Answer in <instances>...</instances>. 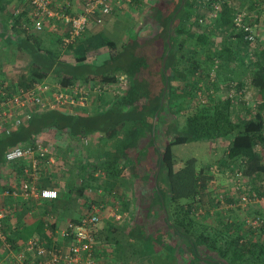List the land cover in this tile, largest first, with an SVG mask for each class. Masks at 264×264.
Instances as JSON below:
<instances>
[{"label":"trees","instance_id":"16d2710c","mask_svg":"<svg viewBox=\"0 0 264 264\" xmlns=\"http://www.w3.org/2000/svg\"><path fill=\"white\" fill-rule=\"evenodd\" d=\"M9 3V0H0V47H4L0 50L22 57L25 63L22 67L9 62L2 63L0 77H3L4 73H12L20 88L28 87L47 77L59 80L65 86L75 81L114 84L120 81L121 77H124L125 84L122 92L111 104L94 115L67 116L51 111L34 115L10 134L0 135V161L8 147L20 142H29L34 133L43 129L67 131L68 135L73 137L97 133L103 135L107 141L117 138L119 142H123L125 134L129 131H134L131 136H135V126H144L140 117L152 106L150 96L162 93L161 84L170 86L177 82L183 89L181 92H184L183 105H192L193 111L186 114L180 132L161 150H156V188L152 202H159V211L166 230L185 246L193 260L205 264H264V229L255 234L254 230L246 228L245 225L238 228L234 224L223 223L212 227L204 223L203 213L195 215L198 209L211 208L219 209L220 215L229 209L237 213L239 209L233 206L238 202L241 193L246 194L255 206L264 202H255L256 199L264 198V44H261L259 38V43L254 48L252 44L242 40L243 33L232 26L236 7L230 6L228 0H211L212 4L208 5V9L211 10L212 6L216 5L217 15L212 19L207 18L209 23L205 21L206 28L194 37L197 47L192 43L193 48L179 55V59L171 55L163 64L165 53L159 56V52L152 45L161 42L164 51H167L172 48L174 36L188 35L189 19H194V24L198 26L199 18L193 8L195 5L188 2L186 4V0H178L177 6L170 14L168 28L164 34L161 33L142 44L127 41L121 49H117L110 41L104 42L109 58L101 65L95 66L87 64L83 56L75 58L73 64L65 62L58 58L57 51L42 48L41 37L23 28V23L28 22L25 13L16 15L12 11L9 12ZM186 8L190 11L182 12ZM249 9H254V6L251 5ZM260 11L263 12L262 9ZM180 16L185 19L183 27L187 28L186 31L172 24L175 20H180ZM255 23L258 24L257 21ZM217 37L220 42L216 45L214 41ZM201 46L206 49L203 50ZM200 54L205 56L201 55L199 58ZM197 56L199 60L196 59ZM149 60H153L152 63L155 61V64L160 63L156 75L148 73L153 70V65L147 62ZM215 61L218 62V67L214 71V80L210 81L209 73L214 70ZM246 80L258 95L259 103L253 107V111L241 100L235 104V100L230 96H211L206 104H202L203 100L196 93L205 82L214 93L219 91L224 82L227 83L226 87L232 85L235 91H240ZM206 93H209L208 90ZM234 98L238 96L235 95ZM235 107H242L244 113L233 120ZM202 140L211 143L228 141L224 155L217 160V166L222 176L225 171H228L231 177L233 173L239 172L241 177L238 187L242 188L241 190L235 191L231 178L224 176L223 178L227 179L224 191L209 188V182L216 179L215 176L207 172L209 166L196 170L194 159L187 160L180 168H174L172 147ZM87 168H95L94 162L90 160ZM210 192L213 194L214 206L210 200ZM181 200L189 202L184 204ZM252 212L247 213L249 217L264 221L261 213L255 210ZM114 232V227H109L104 240L98 241L113 247V263L176 264L174 246L167 245L165 251L156 252L155 244L159 240L157 242L145 238L136 230L126 235L121 232L119 237L114 236ZM104 257H107V260L109 258L105 255Z\"/></svg>","mask_w":264,"mask_h":264},{"label":"crops","instance_id":"0c3cea01","mask_svg":"<svg viewBox=\"0 0 264 264\" xmlns=\"http://www.w3.org/2000/svg\"><path fill=\"white\" fill-rule=\"evenodd\" d=\"M9 1L10 3L7 6L9 12L12 11L14 13L16 10H21V13L24 12L26 15L28 7L22 0ZM60 1L61 0H57V3H60ZM84 1L86 0H71V12H79L80 6ZM109 1L111 2V12L103 19V22L100 25H94L93 23L89 24L82 36L67 46H63L62 44V40L67 37V34L62 28H51L45 32L36 33L41 37L42 48L57 51L59 59L71 64L74 63L75 58L83 56L87 64L95 66L101 65L109 58L108 49L107 46L104 45V42L110 41L117 49H121V46L127 41H135L142 44L145 41H150L159 36L161 33L164 34L168 28L167 22L170 14L174 11L178 3V0H120L119 5H114V0ZM198 1L199 0H186V4L188 2L189 4L193 3L195 5L193 8L196 14L199 10L197 6L200 5ZM251 5L254 6L252 10L249 9ZM261 9L263 12L260 11ZM188 11L190 10L186 8L182 12L188 13ZM246 11H248L249 16L252 18L255 27H257V29L259 28V31H262V33H260V38L264 40V0H256V3L248 2ZM178 18L181 19L175 20L172 23L173 26L176 28L180 27L182 31H186L188 28V35L174 36L171 43L172 48H169L167 51H164L161 42L159 45H152V47L154 49L156 48L157 52H159V56H161L163 52L165 53L163 64H165L169 56L173 55L179 59V55H183L188 52L189 48H193L192 38L195 37V32L199 33L198 26L194 24V19H189V26L185 29V27H183V23L185 22L184 17L180 16ZM254 21H257L258 24ZM158 49H160V51H158ZM152 61L153 60L147 61L150 65H153V70H150L148 73L151 74L152 72L153 75L154 73L156 75V71H159L160 63L156 62V65L155 61L153 63ZM217 67L218 62L215 61L214 70L209 73L210 81L214 80V71ZM4 74L6 75L8 73ZM123 79L124 77H121L120 81L111 84L112 89L105 95H100L95 98L96 100H91V103L83 113L74 114L73 112L70 114L64 109L54 112L67 116L88 117L94 115L107 108L113 99L122 92L125 84ZM43 80L59 82V80L52 79L51 77H47ZM247 81L248 80H246L245 86L240 91H235V89L231 87L232 85L226 87L227 83L224 82L216 93H214L205 82L202 84L201 88L196 90V93L197 96L201 97L203 100H201L202 104H206L207 100L212 97L220 98L221 96H230L233 97V100L236 102H238V100L242 102L243 100L244 105L248 106L247 98L250 99V102H253L254 98H257L258 95L256 91L249 86ZM90 83L98 84L99 82ZM160 88L163 90L161 91L162 93L158 92L150 96L149 101H151L152 106L147 108L140 117L143 119L144 126L142 128L135 126L134 128L137 131L135 136H131V133L134 131H129L127 135L125 134L123 139L125 141L123 142H119L117 138L112 141H107L103 135L97 133L73 137L69 136L67 131L43 129L32 135L41 138L43 145L49 151L45 169L36 176H29L23 173L24 165H26L25 162L7 164L4 162L3 157H1L0 209L5 213L3 227L13 252L22 249L26 241L33 236H41V238L48 240L46 236L47 231L44 229V223L49 217L53 220L54 226H56L55 228L63 227L67 222L78 221L84 213H86L91 204L100 205L103 209V216H101L100 222L94 229V238L99 252V260L104 255L108 257L113 256V247L106 243L101 242L102 244H100L98 242L99 239L104 240L109 227H114V236L116 237H119L121 232H123V235H126L128 233L132 234L133 230H136L145 238L154 239L158 242V235L151 236V234H146L142 225L138 223V210L141 205H144L143 208H146L147 215H154V209L161 214L159 211V202H152V195H154V189L156 188L154 185V159L156 150H161L163 146L169 143L174 135L180 132L183 128L186 114L193 111L192 105H183L185 100L182 93L184 92H181L183 89L179 83L173 82L170 86L161 84ZM207 90L209 93H206ZM167 91H170V93L168 94ZM225 94L227 95L225 96ZM235 95L236 97L238 96V98L235 99ZM251 95L254 96L253 99ZM235 109L236 111L232 114V119L234 120H236L237 117H241V113H244L242 107H236ZM43 113L48 112H41L38 114ZM235 113L241 114V116H236ZM0 135L3 134L1 133ZM29 142L20 143L26 144ZM219 142L214 144L217 145ZM224 142L226 145L228 144V141ZM11 147L12 146L8 147V149ZM210 149L211 148H208V151L212 157L217 152L213 150V148ZM260 150L263 149L260 148ZM224 153L225 150L220 154L219 158H222ZM173 158L175 160V155H173ZM213 158L215 157H212V159ZM219 158H217V160ZM90 160L95 164V168L93 169L87 168V163L90 162ZM153 160V164L149 165ZM182 164L183 163L180 162V165L174 168H180ZM196 164V170H198L202 166L206 167L209 163ZM150 170H153L152 173H149ZM150 175H153L152 182L150 180L151 189H148L146 191L147 195L144 196L141 194L143 191L139 187L144 186L147 179L150 178ZM221 180V182H223L221 186H226L225 182L227 179ZM30 188L33 190L53 188L57 191L58 197L55 201L50 202L35 200ZM23 189H26L29 193L28 198L22 195L13 197L6 193L14 190L21 191ZM144 201L146 202L145 204L143 203ZM260 205L256 204L255 206V204H251L247 206L245 209L246 214L249 211L253 213L252 211L254 210L263 214L259 210L262 209ZM205 211L214 216V212L217 213L219 210L211 208L210 212L207 209ZM111 213H116L118 215L117 222L112 221L111 217H109ZM225 214L229 216L230 214H234V211L229 209ZM219 218L220 217H214L213 219H216L214 222L219 223V221H217ZM225 219V225L230 223L238 228L243 226L239 218L234 220L235 222H233V218L226 217ZM206 221L207 222H204L206 224L211 222H209V220ZM246 233L249 232L246 231ZM169 235L173 239V235L171 233ZM244 236L247 237L246 234H244ZM255 238H257V236H255ZM48 241L50 242V240ZM175 243L174 258L176 264H183V261L180 262L179 258L182 255H179V253L182 252L181 248L177 245L179 241ZM163 245L164 246H162L161 240H159L158 244H155V251H165L164 248L167 245ZM157 246L160 248H157ZM202 263L205 264L202 261L198 262V264ZM0 264H11L9 255L1 245Z\"/></svg>","mask_w":264,"mask_h":264},{"label":"built area","instance_id":"2783aa9c","mask_svg":"<svg viewBox=\"0 0 264 264\" xmlns=\"http://www.w3.org/2000/svg\"><path fill=\"white\" fill-rule=\"evenodd\" d=\"M28 7L23 28L34 33L45 32L48 29L62 28L67 37L62 40L63 46L73 43L80 38L89 24L100 25L103 19L111 12V2L109 0H86L77 13L71 12V0H22ZM256 1V0H250ZM232 7H236L234 0H228ZM120 0H114V5H119ZM218 7L212 6L210 19L217 15ZM16 15L21 10L14 11ZM249 15L245 11L235 9L232 26L235 30L243 33L242 40L253 44L257 36L255 26L249 20ZM198 26L205 24L202 19L197 21ZM112 89L111 84H93L90 82H72L62 85L60 81L42 80L34 82L32 85L20 88L12 74L0 77V134H10L20 125L26 123L32 116L41 112L67 110L70 114H80L85 112L91 103L100 95H105ZM264 114V110H263ZM85 142V141H84ZM86 143V142H85ZM48 149L43 145L42 139L32 136L29 143H17L9 148L3 157L7 164L25 162L23 173L29 176H36L45 169L47 164ZM212 176L222 173L217 165L210 166L207 170ZM228 174L234 184L235 191L241 190L238 187L240 173L235 172L232 177ZM212 180L209 182L211 184ZM32 196L35 200L55 201L58 193L53 188H40L33 190ZM13 197L24 196L28 198L26 189L6 192ZM263 197L255 202H262ZM251 201L248 196L241 193L238 202L233 206L238 208L237 214L244 218L246 228L254 230L259 234L260 229H264L263 219L246 217V207ZM205 210L198 209L195 215L204 214ZM103 209L100 205L91 204L84 215L76 222H67L63 227L55 228L51 217L44 223L46 236L50 242L33 236L26 241L23 248L13 252L4 231L3 219L5 213L0 209V245L10 257L11 264H99L98 248L94 238V229L101 220ZM112 221L117 222L118 215L111 213ZM53 228V229H52ZM54 230V231H53ZM53 231V232H51ZM56 235V237H55Z\"/></svg>","mask_w":264,"mask_h":264},{"label":"rangeland","instance_id":"374dc122","mask_svg":"<svg viewBox=\"0 0 264 264\" xmlns=\"http://www.w3.org/2000/svg\"><path fill=\"white\" fill-rule=\"evenodd\" d=\"M198 2H200L199 3L200 5L198 6L199 10L197 11L198 18L202 19L203 21L205 20L206 23H209V21L207 20L208 16L210 15V12H209L210 10L208 9V5L212 4L211 0H199ZM248 2L253 3V1H250V0H234V4H236L237 10L245 11L249 15L248 11H246ZM249 20H251V22H252V18L251 17L249 18ZM200 25H202V26L198 27V28H200L199 31H202L203 29L206 28L205 24L204 25L200 24ZM255 28H256V31H257L258 38L252 44L254 48H256L257 43H259L260 33H262L261 30L259 31V28L258 29H257V27H255ZM197 34L199 35L200 32L199 33L195 32V37H196ZM261 41H262L261 44H264V40L261 39ZM214 42L217 45L220 42L219 37H217ZM192 43L194 45H196V47H197L196 40L194 38H192ZM157 45H159V44H157ZM0 46H2L1 43H0ZM201 47L204 48L203 50L206 49V47H203V46H201ZM1 48L4 49V47H0V49ZM3 49L0 50V64H2V63L5 64L6 62H9L10 64H12L14 66H17V67H21V66L24 65L25 62H24V59L22 57H19L18 55H12V54H10V52H6L5 53V52H3ZM201 55H203V54H200L199 58L201 57ZM204 56L205 55H203V57ZM203 57H202V59L204 60ZM197 58L198 57H196V59ZM199 58H198V60H199ZM226 95L227 94H225V96ZM251 96H252V99H253L254 96L253 95H251ZM220 98H222V97H220ZM247 99H248L247 105L249 106V108H251L250 110L253 111V107H255V105L258 104L259 101H258L257 98H254L253 102H250L249 98H247ZM242 102H243V100H242ZM235 104H238V102L235 101ZM237 108H239V107H237ZM235 111H236V109H235ZM235 114H236V116H238V115L241 116V114H237V113H235ZM210 144H211V141L202 140V141H197V142H193V143H189V144H185V145L173 146L172 147V154L175 155L174 167H177L178 165H180V162L184 164L187 160H190V159H194L196 161V163H198V165L200 163L201 164H208L209 163L208 164L209 167L213 166V165L214 166L217 165V158H219L220 154L223 153V151L225 150L226 144H225L224 141H220L217 145L212 143L211 146H210ZM214 147H215V149H214ZM208 148H211V149L213 148V150H216V152H217V153H215L216 155L214 154L212 156V157H215V158L212 159V157L209 154ZM154 160L152 162H150L149 165H152ZM196 163L194 164L195 166L197 165ZM204 167L205 166H202V168H204ZM152 171L153 170H150L149 173H152ZM227 175L228 174L223 173L224 177H227ZM152 176L153 175H150V178L147 179V181H146V183L144 184L143 187L142 186L139 187L143 191V193H141V194H143L144 196L147 195L146 191L148 189L149 190L151 189L150 185H151V182H152ZM223 176H222V174H221V176H219V175L215 176L216 179L212 180L211 184L209 185V188L212 187V188H214V190L216 189L217 191H221V190L224 191V189H226V186L225 185L221 186L222 183H223V182H221L222 181L221 179H224ZM150 180H151V182H150ZM211 196L212 197H210V200H211L212 205L214 206L213 194ZM181 202H183L185 204V203H188L189 201L188 200H181ZM143 203L145 204L146 202L144 201ZM143 206L141 205L139 207L137 219H138V223L141 224L142 228L145 230L144 232L146 234H151V236L158 235L159 240H161L162 246H164L163 244L171 245L172 247L175 246V244H176L175 242L178 243V241L175 239V237H173V239H172V237L169 235L170 233L165 230V227H164L163 222H162V219H163L162 214H160L159 212L156 211V209H154V212H155L154 215H147L146 208H143ZM260 206H261L262 209H259V210L263 213L262 215L264 217V210H263L264 209V202ZM210 210L211 209H209V212H210ZM214 213L215 214L213 216V215H210L208 212L204 211L205 222H207L206 220H209V222L211 221L209 224L212 225V227L220 226V224L223 225V223L226 221V219H225L226 217L227 218H233V222H235L234 220H237V218H239L240 221L242 222V224L244 223V219L241 218L239 215H237V213H235V212H234V214H230L229 216L224 214V213L221 214V215L218 212L217 213L214 212ZM214 217H216V218L220 217L217 220V221H219V223L214 222V221H216V219H213ZM246 217H249V215L246 214ZM243 226H244V224H243ZM177 245L182 250V252L179 253V255L182 254L181 257H179L180 258V262L183 261V264H190V263L191 264H198L197 261L193 260V258L191 257L189 251L185 248V246L181 245L180 243H178ZM158 246H157V248H160ZM106 258L104 256H102L101 259H100L101 261L99 260V264H115V263H113L112 256H110L108 258L109 262H108V260Z\"/></svg>","mask_w":264,"mask_h":264}]
</instances>
